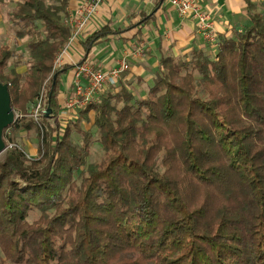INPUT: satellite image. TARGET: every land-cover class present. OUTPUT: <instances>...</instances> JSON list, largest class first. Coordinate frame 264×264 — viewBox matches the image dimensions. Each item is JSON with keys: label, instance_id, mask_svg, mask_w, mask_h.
Here are the masks:
<instances>
[{"label": "trees", "instance_id": "trees-1", "mask_svg": "<svg viewBox=\"0 0 264 264\" xmlns=\"http://www.w3.org/2000/svg\"><path fill=\"white\" fill-rule=\"evenodd\" d=\"M13 1L30 62L8 70L13 51L0 47V83L22 116L3 132L0 264H264V8L245 0L241 30L163 55L142 96L117 82L58 120L73 65L50 75L70 0ZM130 28L93 33L77 63ZM48 79L50 115L24 118ZM21 131L36 133L37 158L17 144ZM93 144L101 156L88 163Z\"/></svg>", "mask_w": 264, "mask_h": 264}, {"label": "crops", "instance_id": "crops-1", "mask_svg": "<svg viewBox=\"0 0 264 264\" xmlns=\"http://www.w3.org/2000/svg\"><path fill=\"white\" fill-rule=\"evenodd\" d=\"M81 1L70 0L66 9L67 15L72 14ZM244 1L203 0V6L210 12L218 35L230 36L232 30L242 29L245 22ZM153 11L155 12L153 18L139 26H131L145 20ZM106 25L112 30L131 28L119 35L109 36L94 46L87 55L86 62H90L99 70L108 71L126 57L130 69L118 82L136 90L141 96L154 79L163 55L179 57L193 47L204 48L208 45L198 35L196 23L191 18L178 17L168 0H102L86 34L67 54L68 59L72 60L71 63H77L83 58L81 45L83 41ZM140 48L143 50L142 55L134 56V52ZM72 74L73 69L61 78L59 94L61 105L72 93ZM116 84H110L108 87ZM24 134L26 133L21 131L19 136Z\"/></svg>", "mask_w": 264, "mask_h": 264}, {"label": "built area", "instance_id": "built-area-1", "mask_svg": "<svg viewBox=\"0 0 264 264\" xmlns=\"http://www.w3.org/2000/svg\"><path fill=\"white\" fill-rule=\"evenodd\" d=\"M102 0H82L75 11L67 15L64 19V25L69 29V37L61 51L55 55L52 63V72L59 70L69 62L73 65L72 74V93L64 99L61 110L56 119L66 120L75 116L79 111L99 102L101 92L110 84L117 83L130 69L127 58L124 57L118 65L108 71H102L94 67L90 62L81 64L71 63L67 54L73 46L86 34L88 27L94 16L97 15ZM170 6L174 9L178 17L191 18L197 27V33L204 43L212 45L218 36L214 27V20L205 7L203 0H168ZM142 48L134 52V56H141ZM49 77V78H50ZM45 82L39 96L30 106L29 112L24 118L32 119L39 123L46 114V90ZM14 112V111H13ZM15 119L22 118L17 112H14ZM12 145L7 147L10 148Z\"/></svg>", "mask_w": 264, "mask_h": 264}, {"label": "rangeland", "instance_id": "rangeland-1", "mask_svg": "<svg viewBox=\"0 0 264 264\" xmlns=\"http://www.w3.org/2000/svg\"><path fill=\"white\" fill-rule=\"evenodd\" d=\"M5 1L6 5L0 7V47H9L13 51V56L9 61L8 70L15 68L19 73H25L30 62L28 51L26 49L28 39L20 40L16 37L14 33L15 28L8 19V13L13 9L14 1ZM49 1L51 2V0ZM254 2L259 9L262 10L264 8V0H254ZM81 126L83 130L92 129V124L85 121H82ZM17 144L23 149L28 158L35 159L38 157V141L35 132H31L28 135H20ZM4 154L0 155V161L3 160ZM100 156V146L98 144H93L92 154L88 159V163L98 161Z\"/></svg>", "mask_w": 264, "mask_h": 264}, {"label": "water", "instance_id": "water-1", "mask_svg": "<svg viewBox=\"0 0 264 264\" xmlns=\"http://www.w3.org/2000/svg\"><path fill=\"white\" fill-rule=\"evenodd\" d=\"M51 111H46V116L50 115ZM16 122L14 112L10 105V96L8 87L0 83V155L4 154L7 146L3 140V132Z\"/></svg>", "mask_w": 264, "mask_h": 264}]
</instances>
